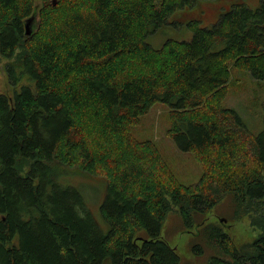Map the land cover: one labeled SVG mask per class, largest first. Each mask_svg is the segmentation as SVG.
I'll list each match as a JSON object with an SVG mask.
<instances>
[{
    "label": "trees",
    "instance_id": "obj_1",
    "mask_svg": "<svg viewBox=\"0 0 264 264\" xmlns=\"http://www.w3.org/2000/svg\"><path fill=\"white\" fill-rule=\"evenodd\" d=\"M206 0H0V65L28 74L0 95V264H182L161 239L175 206L200 226L208 264H264V128L255 135L223 106L232 70L264 88V0L232 5L188 42L145 38L177 10ZM29 22L30 35L25 26ZM160 101L168 134L203 170L180 184L149 141L130 132ZM264 126V105H262ZM64 168V169H63ZM78 169L107 184L103 234L81 194L60 182ZM226 195L261 235L236 247L204 214ZM200 219V220H198Z\"/></svg>",
    "mask_w": 264,
    "mask_h": 264
},
{
    "label": "rangeland",
    "instance_id": "obj_2",
    "mask_svg": "<svg viewBox=\"0 0 264 264\" xmlns=\"http://www.w3.org/2000/svg\"><path fill=\"white\" fill-rule=\"evenodd\" d=\"M261 0H206L197 2L190 9L177 10L172 13L157 31L145 38V43L154 49L161 48L168 41L188 42L192 38L189 24L197 22L201 28H210L218 20L219 15L230 10L232 5L244 4L255 10ZM12 77L3 64L0 65V95L10 101L25 86H33L28 74ZM232 82L223 100V106L234 110L249 132L258 135L264 128L262 121V105H264V88L252 79L248 72L232 70ZM169 107L156 101L150 110L140 117L138 124L131 127L130 132L136 141L152 142L177 181L185 186L193 185L203 176V170L191 152L179 149L170 137ZM64 169V168H63ZM60 178L63 185L74 187L82 196L84 204L103 234L108 232V225L100 214V206L107 191L106 182L78 169H65ZM238 210L231 195H226L205 216L204 223L220 224L223 231L230 236L236 247L254 242L261 231L250 225L248 216L233 221V211ZM193 225L188 226L180 215L178 207H173L166 215L161 227V239L174 249L182 264H208L214 255L212 248L203 240L197 241L204 249L201 257L194 255L192 245L200 226L193 217ZM200 220V219H198ZM104 264H109L106 259Z\"/></svg>",
    "mask_w": 264,
    "mask_h": 264
},
{
    "label": "water",
    "instance_id": "obj_3",
    "mask_svg": "<svg viewBox=\"0 0 264 264\" xmlns=\"http://www.w3.org/2000/svg\"><path fill=\"white\" fill-rule=\"evenodd\" d=\"M52 4L55 5L56 4V0H52ZM29 22L26 23V26H25V30H26V35H30L31 34V31L29 30Z\"/></svg>",
    "mask_w": 264,
    "mask_h": 264
}]
</instances>
